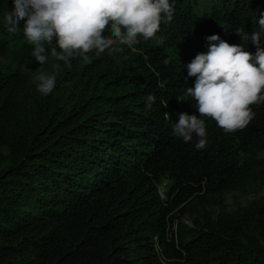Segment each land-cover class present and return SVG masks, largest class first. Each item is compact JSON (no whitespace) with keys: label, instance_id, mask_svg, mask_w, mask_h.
<instances>
[{"label":"trees","instance_id":"1","mask_svg":"<svg viewBox=\"0 0 264 264\" xmlns=\"http://www.w3.org/2000/svg\"><path fill=\"white\" fill-rule=\"evenodd\" d=\"M170 2L154 39L69 67L51 58L54 42L45 64L31 55L23 20L9 34L14 5L0 0V264H264V198L234 211L225 202L264 187V103L234 133L204 118L201 150L172 127L180 113L199 115L178 96L194 86L186 64L208 51V36L255 53L236 29L255 30L264 47V0H209L202 14L197 0ZM41 72L56 76L48 95L34 83Z\"/></svg>","mask_w":264,"mask_h":264},{"label":"clouds","instance_id":"2","mask_svg":"<svg viewBox=\"0 0 264 264\" xmlns=\"http://www.w3.org/2000/svg\"><path fill=\"white\" fill-rule=\"evenodd\" d=\"M14 8L4 15L9 34H16L19 22L24 21L22 32L33 46L32 56L42 65L50 49L54 61H63L69 67L70 59L81 57L91 63L90 53L121 51L120 45L132 47L154 39L162 22H171L174 14L170 0H12ZM258 25L264 30V12ZM107 33V35H106ZM236 33L246 43L256 46L255 53L246 51L243 44L229 43L218 34L208 36L207 52H201L186 64L187 75L195 77L193 87H188L184 98L195 101L199 115L179 114L173 123V135L187 143L197 138L195 148L207 145L205 119L214 120L225 133L246 128L254 119L252 105L264 103V47L260 46L261 33L251 34L243 29ZM165 64L168 60L164 61ZM53 67L59 69V63ZM37 91L50 94L56 87V76L44 72L34 77ZM156 97L149 94L146 108L151 110ZM167 107V102L164 103ZM259 158V157H258Z\"/></svg>","mask_w":264,"mask_h":264},{"label":"rangeland","instance_id":"3","mask_svg":"<svg viewBox=\"0 0 264 264\" xmlns=\"http://www.w3.org/2000/svg\"><path fill=\"white\" fill-rule=\"evenodd\" d=\"M198 2V10L199 13H203L206 10L207 5L209 4V0H197ZM29 71L31 73H35L39 71V69L35 66L29 68ZM172 181L168 179L167 177H164L160 184H159V192L163 199L167 198V190L171 186ZM260 198H264V187L262 188H254V189H248L245 191H234L231 193H228L225 196V202L227 205V208L229 211H234L239 207L246 206L250 204L253 200H257ZM214 212H218L217 207H208ZM195 218V215L187 214L183 217V221L188 224V226L193 225V220Z\"/></svg>","mask_w":264,"mask_h":264}]
</instances>
